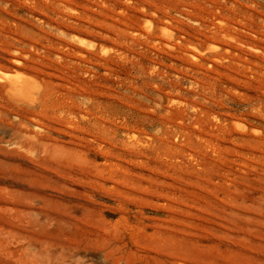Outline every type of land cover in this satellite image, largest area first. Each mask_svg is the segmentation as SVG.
<instances>
[{
  "label": "rangeland",
  "instance_id": "374dc122",
  "mask_svg": "<svg viewBox=\"0 0 264 264\" xmlns=\"http://www.w3.org/2000/svg\"><path fill=\"white\" fill-rule=\"evenodd\" d=\"M0 264H264V0H0Z\"/></svg>",
  "mask_w": 264,
  "mask_h": 264
},
{
  "label": "bare ground",
  "instance_id": "6f19581e",
  "mask_svg": "<svg viewBox=\"0 0 264 264\" xmlns=\"http://www.w3.org/2000/svg\"><path fill=\"white\" fill-rule=\"evenodd\" d=\"M166 30V29H165ZM169 33V32H168ZM167 34V33H166ZM170 34V33H169ZM167 36V35H166ZM2 75H6V74H2ZM8 75V74H7ZM5 76V78L6 79H8L7 81L8 82H12L13 84H14V86H16V88H15V90L17 89V88H19L20 86H21V82H23V80L20 82L17 78H15V77H10V76ZM13 76V75H12ZM20 77V76H19ZM2 79H4L3 78V76H2ZM21 79H22V77H21ZM24 81L26 82V79H24ZM24 83V82H23ZM24 88V87H23ZM26 88V87H25ZM21 90V89H20ZM14 91V90H13ZM16 91H19V90H16ZM16 91H15V93H16ZM22 91V90H21ZM24 91V90H23ZM20 92V91H19ZM30 92H31V90H30ZM21 93V92H20ZM13 94V93H12ZM24 94H26V93H24ZM24 94H22V97H23V95ZM14 95H16V94H14ZM20 97V96H19ZM27 97V96H26ZM22 100H24V99H22ZM33 103V102H32ZM31 103V104H32Z\"/></svg>",
  "mask_w": 264,
  "mask_h": 264
}]
</instances>
